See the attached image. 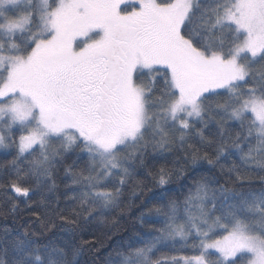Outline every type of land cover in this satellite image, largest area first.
I'll return each instance as SVG.
<instances>
[{
	"label": "snow or ice",
	"instance_id": "6c2138e0",
	"mask_svg": "<svg viewBox=\"0 0 264 264\" xmlns=\"http://www.w3.org/2000/svg\"><path fill=\"white\" fill-rule=\"evenodd\" d=\"M0 217V264H264V0H0Z\"/></svg>",
	"mask_w": 264,
	"mask_h": 264
},
{
	"label": "trees",
	"instance_id": "16d2710c",
	"mask_svg": "<svg viewBox=\"0 0 264 264\" xmlns=\"http://www.w3.org/2000/svg\"><path fill=\"white\" fill-rule=\"evenodd\" d=\"M12 227L14 226L13 225V222L9 219V220H5L3 219L2 217H0V228H3V227ZM122 227H126V225L122 222ZM121 234H123V232H121ZM184 254H192L191 252H187V253H184ZM88 254H86L85 256V259H88Z\"/></svg>",
	"mask_w": 264,
	"mask_h": 264
}]
</instances>
